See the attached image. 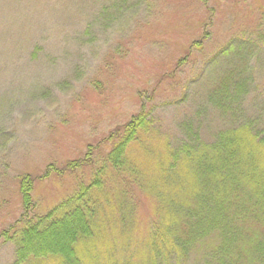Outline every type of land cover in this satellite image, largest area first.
<instances>
[{"label":"rangeland","instance_id":"rangeland-1","mask_svg":"<svg viewBox=\"0 0 264 264\" xmlns=\"http://www.w3.org/2000/svg\"><path fill=\"white\" fill-rule=\"evenodd\" d=\"M113 1L0 0V234L33 223L90 183L103 155L96 153L108 148L103 139L141 104L154 107L172 145L186 140L185 122L211 141L231 123L206 94L228 62H238L229 47L240 40L245 115L238 119L264 124V0H115L110 18L104 7ZM100 142L92 166L42 177L48 165L81 159ZM23 174L34 178L27 214ZM132 190L140 243L152 201ZM13 260V245L0 235V264Z\"/></svg>","mask_w":264,"mask_h":264},{"label":"trees","instance_id":"trees-1","mask_svg":"<svg viewBox=\"0 0 264 264\" xmlns=\"http://www.w3.org/2000/svg\"><path fill=\"white\" fill-rule=\"evenodd\" d=\"M119 2L105 5L110 18ZM229 49L238 62H228L206 94L207 103L230 120L228 127L206 141L199 126L185 122L187 141L172 145L154 122V107L141 104L103 139L108 148L96 153L103 155L90 183L33 223L1 232L14 247L10 264H264V124L238 119L245 115L243 40ZM100 146H88L81 159L60 168L48 165L42 177L92 166ZM33 183L29 174L18 177L26 214ZM132 189L152 201L140 243Z\"/></svg>","mask_w":264,"mask_h":264}]
</instances>
